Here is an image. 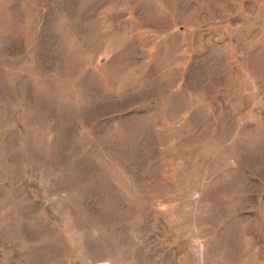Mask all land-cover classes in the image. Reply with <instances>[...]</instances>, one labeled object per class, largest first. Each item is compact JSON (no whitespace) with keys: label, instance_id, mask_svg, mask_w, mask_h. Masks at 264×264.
I'll return each mask as SVG.
<instances>
[{"label":"rangeland","instance_id":"374dc122","mask_svg":"<svg viewBox=\"0 0 264 264\" xmlns=\"http://www.w3.org/2000/svg\"><path fill=\"white\" fill-rule=\"evenodd\" d=\"M0 264H264V0H0Z\"/></svg>","mask_w":264,"mask_h":264}]
</instances>
